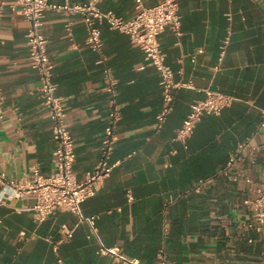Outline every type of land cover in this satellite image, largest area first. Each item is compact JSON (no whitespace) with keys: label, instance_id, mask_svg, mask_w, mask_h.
<instances>
[{"label":"crops","instance_id":"1","mask_svg":"<svg viewBox=\"0 0 264 264\" xmlns=\"http://www.w3.org/2000/svg\"><path fill=\"white\" fill-rule=\"evenodd\" d=\"M162 1L143 0L148 7ZM102 8L125 19L137 14L136 0H104ZM180 13L183 34L166 29L159 37L181 85L161 129V77L140 46L103 25L104 48L94 52L81 15L72 18L71 39L66 18L46 14L42 31L75 139L79 180L100 160L110 106L108 68L118 80L117 166L84 202L83 215L97 218L103 244L142 264H159L162 252L175 264H264V231L247 229L253 216L244 203L264 184V151L251 155V146L264 144V0H180ZM28 30L24 17L6 9L0 27V161L17 180L31 177L35 166L50 175L57 146L39 74L31 67ZM206 89L234 101L220 115L204 116L186 140L177 139L191 103ZM244 142L251 146L232 180L223 169ZM34 203L33 197L0 201V264H121L98 253L99 239L87 221L58 210L38 223L30 210ZM64 225L74 231L71 239L64 238Z\"/></svg>","mask_w":264,"mask_h":264},{"label":"built area","instance_id":"2","mask_svg":"<svg viewBox=\"0 0 264 264\" xmlns=\"http://www.w3.org/2000/svg\"><path fill=\"white\" fill-rule=\"evenodd\" d=\"M104 0H89L86 4L56 3L52 0H0V27L6 9L21 15L29 23L27 42L30 52L31 67L39 74V95L48 109L53 124V136L57 144L54 151V171L44 175L38 166L33 167L31 177L21 179L10 178L2 167L0 161V201L24 199L33 197L35 203L30 207L35 221L42 223L58 210L69 211L79 217L80 221H87L93 234L99 239V229L95 216L83 215V204L94 197L102 183L108 178L117 163L112 156L117 145V131L122 120V109L118 100V80L108 68L106 71V91L110 96L108 124L104 130L101 156L96 167L79 180L74 164L76 160L75 139L67 123V112L64 101L58 95V84L54 81L55 64L48 50V38L42 31L44 19L48 12H54L66 18V31L73 37L72 18L81 15L87 27L86 43L94 52L102 53L104 41L101 27L107 25L110 29L130 36L133 43L140 46L146 55L147 61L155 66L161 77L163 89V110L157 116V128L161 129L169 114L173 110L175 90L181 85L175 81L173 69L166 63V53L162 49L159 37L166 30H172L178 37L182 32V15L180 13V0H163L160 4L148 7L143 0H136L137 14L125 19L112 10H104ZM230 42L227 36L222 46L220 61L223 60ZM191 86V85H187ZM234 98L220 91L205 90V97L196 99L191 103L190 111L184 123L177 131V139L186 140L190 137L197 124L206 115H220L230 106ZM259 129L264 131V110L261 111ZM249 142L239 146L223 169V174L236 180L239 174H232L236 163L245 157L244 151L250 147ZM264 151V144L251 146V155ZM206 180H201L200 184ZM248 182H251L248 179ZM254 199H246L245 205L251 210L253 220L246 224L247 229L264 231V184L258 189ZM65 239L73 237V230L63 226ZM254 240L251 239L250 242ZM98 253L112 256L121 264H142L139 259L125 258L118 247H108L99 239ZM159 264H175L170 261L164 252L159 256Z\"/></svg>","mask_w":264,"mask_h":264},{"label":"trees","instance_id":"3","mask_svg":"<svg viewBox=\"0 0 264 264\" xmlns=\"http://www.w3.org/2000/svg\"><path fill=\"white\" fill-rule=\"evenodd\" d=\"M261 120V119H260Z\"/></svg>","mask_w":264,"mask_h":264}]
</instances>
